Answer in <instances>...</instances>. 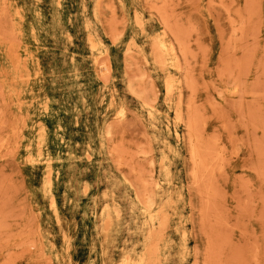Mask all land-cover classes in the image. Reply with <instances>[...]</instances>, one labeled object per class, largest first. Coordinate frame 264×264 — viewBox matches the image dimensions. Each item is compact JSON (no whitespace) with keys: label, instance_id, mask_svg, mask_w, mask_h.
Returning a JSON list of instances; mask_svg holds the SVG:
<instances>
[{"label":"rangeland","instance_id":"rangeland-1","mask_svg":"<svg viewBox=\"0 0 264 264\" xmlns=\"http://www.w3.org/2000/svg\"><path fill=\"white\" fill-rule=\"evenodd\" d=\"M144 250L264 264V0H0V264Z\"/></svg>","mask_w":264,"mask_h":264},{"label":"bare ground","instance_id":"bare-ground-1","mask_svg":"<svg viewBox=\"0 0 264 264\" xmlns=\"http://www.w3.org/2000/svg\"><path fill=\"white\" fill-rule=\"evenodd\" d=\"M113 28V27H112ZM115 29V28H114ZM110 32V31H109ZM112 34V32L110 33V35ZM114 34V33H113ZM117 34H118V32H117ZM160 44V48H161V50L162 51H164L167 55L168 54H172V49L171 48H169V47H167V45L166 44H164V43H159ZM102 58H104V57H102ZM102 60V59H101ZM100 60V61H101ZM101 63V62H100ZM102 76V75H101ZM103 77V76H102ZM21 78V77H20ZM23 79V78H22ZM21 79V80H22ZM24 80V79H23ZM165 88H166V90H167V92L169 93L170 91H172V85L171 84H169V83H165ZM166 92V91H165ZM122 112V111H121ZM126 176V175H125ZM131 181V180H130ZM130 184V183H129ZM157 185V184H156ZM134 187V186H133ZM138 195V194H137ZM82 196V195H81ZM142 196H143V193H142ZM136 198V197H135ZM146 198V197H145ZM143 202V201H142ZM146 207H148V206H146ZM148 209V208H147ZM159 220H161V219H159ZM150 222L152 223L153 222V217H150ZM160 224H161V222H159ZM149 231V230H148ZM151 231V230H150ZM149 231V232H150ZM157 233V232H156ZM149 235V234H148ZM150 235H151V233H150ZM153 237H154V235H153ZM155 239V238H154ZM150 246V245H149ZM153 247V246H152ZM150 249V248H149ZM146 250H147V247H146ZM148 251V250H147ZM122 264H147V259H146V252H145V250H144V253L137 259V260H135V259H131V258H129V260L128 259H124V260H122Z\"/></svg>","mask_w":264,"mask_h":264}]
</instances>
